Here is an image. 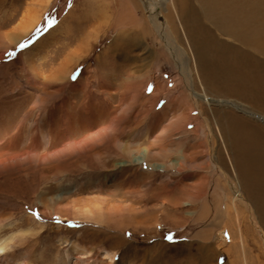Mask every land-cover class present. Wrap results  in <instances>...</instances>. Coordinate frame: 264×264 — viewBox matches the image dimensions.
I'll list each match as a JSON object with an SVG mask.
<instances>
[{"label":"rangeland","instance_id":"1","mask_svg":"<svg viewBox=\"0 0 264 264\" xmlns=\"http://www.w3.org/2000/svg\"><path fill=\"white\" fill-rule=\"evenodd\" d=\"M150 1L0 0V264H264V0Z\"/></svg>","mask_w":264,"mask_h":264},{"label":"bare ground","instance_id":"2","mask_svg":"<svg viewBox=\"0 0 264 264\" xmlns=\"http://www.w3.org/2000/svg\"><path fill=\"white\" fill-rule=\"evenodd\" d=\"M144 1H147V2H150L151 3V1L150 0H144ZM219 1H221V0H219ZM224 1V3H225V1L226 0H223ZM230 3H231V7L233 8V7H235L236 5H237V0H228ZM205 2V1H204ZM244 2V1H243ZM211 3H217V0H206V3L205 4H208V5H210ZM239 3V2H238ZM248 3H250V2H248ZM247 6V5H246ZM249 6V5H248ZM247 6V7H248ZM207 7V6H206ZM260 7V6H259ZM149 8H153V5L152 4H149ZM239 8V7H238ZM248 9V8H247ZM243 10V9H242ZM245 10V9H244ZM253 10V9H252ZM240 13H241V11H240ZM253 15V14H252ZM226 16V15H225ZM232 16V15H231ZM254 16V15H253ZM154 15H153V19H154ZM245 16H243V18H244ZM151 20V22H152V24H154V26L156 25V23H153V21H155V20ZM234 18H232V20H233ZM250 21V20H249ZM232 22V21H231ZM244 22H245V20H244ZM38 23L39 22H37V19H35V20H32L29 24H27V26H24V28L22 29V34L23 35H25V36H27L28 34H30L31 32H33L34 30H35V28H37V26H38ZM233 23H235V22H233ZM247 23V22H246ZM230 24H232V23H230ZM221 25V24H220ZM248 25V24H247ZM226 26H227V24H226ZM233 27V26H232ZM236 28V27H235ZM228 29H230V27L228 28ZM236 30V29H235ZM157 32H158V34L160 35V38H164L165 40H166V35H164V32L163 31H160V30H158L157 29ZM262 33V32H261ZM165 43L167 44V47H168V49L169 50H172L170 47H169V45H168V41H165ZM202 49V48H201ZM204 49V48H203ZM197 50H198V47H197ZM174 51H171V53L172 54H174L173 53ZM206 55V54H205ZM218 55V54H217ZM225 55V54H224ZM207 56V55H206ZM208 61V60H207ZM261 62V61H260ZM262 63V62H261ZM225 64V63H224ZM243 63H240V65H242ZM232 66V65H231ZM259 66V65H258ZM261 66L263 67V68H261ZM261 66H259L258 67V69L260 68L262 71H261V76L260 77H257L258 75H256V78H255V75H253V74H251V73H248V72H246V78L249 80L248 82H247V84L249 85V86H247V85H245V86H243V89H246L248 92L249 91H252V90H254V91H257V90H260V92H262L260 95L261 96H263L264 97V71H263V69H264V65H261ZM201 67H202V65H201ZM203 69V68H202ZM223 69H224V67H223ZM256 69V68H255ZM225 70H227V69H225ZM229 70H230V68H229ZM227 71V72H224V74H226V73H228V72H230V71ZM235 70V69H234ZM236 71V70H235ZM258 71V70H257ZM260 71V70H259ZM255 72V71H254ZM218 74H219V72H218ZM222 74H223V72H222ZM221 74V75H222ZM235 78V77H234ZM246 78H243V77H241L239 80H240V82L242 83V82H244V79H246ZM223 81H225V80H223ZM257 82L260 84H257ZM222 83V82H221ZM228 83V82H227ZM224 84V83H223ZM222 85V84H221ZM222 86H224V85H222ZM227 86V85H226ZM229 86V85H228ZM230 88H232V87H230ZM224 90V89H223ZM231 92V91H230ZM257 95V94H256ZM202 98H200L199 97V95L198 94H195V98L196 99H199L200 98V100H202L204 103L206 102V104L207 103H211L213 100H211V99H209L208 97H205V96H201ZM256 97V96H255ZM257 99V98H256ZM255 99V100H256ZM263 99H261V101H262ZM215 103H217L218 105H225V104H227L228 105V103L227 102H224V101H214ZM260 102V101H259ZM262 102H264V100L262 101ZM257 103V102H256ZM230 104V103H229ZM233 105V104H232ZM263 105V104H262ZM235 106V105H234ZM169 128V127H168ZM242 131V130H241ZM240 131V132H241ZM244 131V130H243ZM257 131L260 133V135H259V138H261L258 142L259 143H261V145L260 144H258L257 143V145H256V147L258 148V152H259V154H260V151H259V149L261 150V157L259 158H254L252 161H251V166H252V169L254 168V170L256 171V173H260V175L261 174H263L264 175V133L263 132H261L260 130H258L257 129ZM235 133V132H234ZM235 135V134H234ZM244 136V135H243ZM249 137V136H248ZM240 138V137H239ZM254 139H255V141L257 142V140H256V138H255V136H254ZM237 147V146H236ZM240 148V147H239ZM241 149V148H240ZM245 160V159H244ZM140 161V160H139ZM238 162V161H237ZM244 162V161H243ZM245 169V168H244ZM247 169V168H246ZM245 169V170H246ZM249 169H251V168H249ZM248 169V170H249ZM240 170V169H239ZM244 170V171H245ZM248 173V172H247ZM250 174V173H249ZM245 176H246V174H245ZM250 176H251V174H250ZM250 176H248V178L247 179H249V177ZM253 176V175H252ZM256 176V175H255ZM252 178V177H251ZM254 178V177H253ZM264 178V177H263ZM260 179V178H259ZM258 180V177L256 176L255 177V180H254V185H256L255 183H257L256 181ZM247 181V180H246ZM248 182H250V181H248ZM261 183V182H260ZM248 184V183H247ZM240 186H242V184H240ZM241 188V187H240ZM256 189V188H255ZM241 190H242V188H241ZM257 190V189H256ZM252 193V192H251ZM250 194V193H249ZM263 195H264V193H263ZM249 199H251V198H249ZM254 199L252 198V201H253ZM263 202V201H262ZM254 206H255V204H254ZM262 206V205H261ZM261 208V207H260ZM256 210H258V208H256ZM261 211V210H260ZM262 212V211H261ZM260 213V212H259ZM262 215V214H261ZM264 215V214H263ZM262 215V216H263ZM264 221V220H263ZM220 241H225V240H223V239H220ZM6 247L5 246H3V244H0V256L1 255H4L5 253H6Z\"/></svg>","mask_w":264,"mask_h":264},{"label":"snow or ice","instance_id":"3","mask_svg":"<svg viewBox=\"0 0 264 264\" xmlns=\"http://www.w3.org/2000/svg\"><path fill=\"white\" fill-rule=\"evenodd\" d=\"M49 26H51V21L48 22ZM27 45H22L21 47H26ZM9 55H15V53H9Z\"/></svg>","mask_w":264,"mask_h":264}]
</instances>
